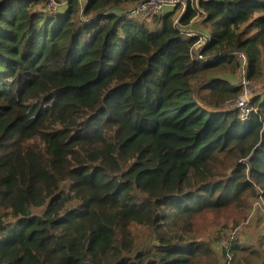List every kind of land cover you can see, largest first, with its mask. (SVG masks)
Listing matches in <instances>:
<instances>
[{
    "label": "trees",
    "instance_id": "1",
    "mask_svg": "<svg viewBox=\"0 0 264 264\" xmlns=\"http://www.w3.org/2000/svg\"><path fill=\"white\" fill-rule=\"evenodd\" d=\"M45 1L0 0V264H264V0Z\"/></svg>",
    "mask_w": 264,
    "mask_h": 264
},
{
    "label": "built area",
    "instance_id": "2",
    "mask_svg": "<svg viewBox=\"0 0 264 264\" xmlns=\"http://www.w3.org/2000/svg\"><path fill=\"white\" fill-rule=\"evenodd\" d=\"M64 1V0H63ZM189 0H148L141 3H138L130 12L129 16L132 18H150V17H159L162 16L167 10L173 9L175 7L181 6L180 13L178 15V18L175 20V27L180 28V17H182L185 12L187 11L189 7ZM192 6L199 11V13H202L200 7H199V0H197L196 5L192 1ZM61 3L56 0H46L43 5V9L45 12L58 14L59 8ZM203 14V13H202ZM202 20L203 17H200ZM182 33L187 34L188 36H194V35H201L199 32L193 29L192 25L190 24L188 27L181 29ZM204 46L200 45L198 49H202ZM233 56L237 57L240 61L243 62V68H244V74L245 68L248 66V58L247 55L242 51H233ZM241 85L244 88V94L239 100H237L234 103L229 104V111H235L238 113V116L241 120L246 121L249 118V115L252 112L250 96L248 97L249 91L248 87L251 86V93H252V82L249 81L246 77H243L241 79ZM254 91V90H253ZM255 92V91H254ZM251 95V94H250ZM237 235H232L231 237H228L231 242H233L236 239ZM226 246V245H225ZM229 245L227 243V246L225 248H228Z\"/></svg>",
    "mask_w": 264,
    "mask_h": 264
},
{
    "label": "rangeland",
    "instance_id": "3",
    "mask_svg": "<svg viewBox=\"0 0 264 264\" xmlns=\"http://www.w3.org/2000/svg\"><path fill=\"white\" fill-rule=\"evenodd\" d=\"M221 28L224 29V25L221 26ZM248 91H249V94H248V97L250 96V99L253 100L254 96H255V92L253 91L254 90V86H253V83H252V93H251V86H249L248 88ZM251 94V95H250ZM241 233V231H240ZM238 234V233H236ZM229 236H223L222 239H220V242H217V244L215 245L216 248L218 250H221L223 248H225L227 246V243L228 245H230L232 242L230 241V239H228ZM226 245V246H225ZM242 256H247L246 254H243Z\"/></svg>",
    "mask_w": 264,
    "mask_h": 264
},
{
    "label": "water",
    "instance_id": "4",
    "mask_svg": "<svg viewBox=\"0 0 264 264\" xmlns=\"http://www.w3.org/2000/svg\"><path fill=\"white\" fill-rule=\"evenodd\" d=\"M206 40H207V42H208V41L210 40V38L206 36ZM223 54H224V52H219V53H218V56H221V55H223ZM204 60L206 61L207 59H204Z\"/></svg>",
    "mask_w": 264,
    "mask_h": 264
}]
</instances>
